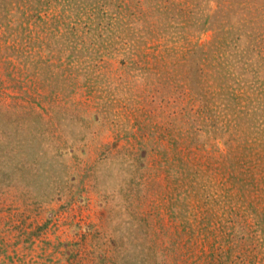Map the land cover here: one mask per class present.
Returning a JSON list of instances; mask_svg holds the SVG:
<instances>
[{"label": "rangeland", "instance_id": "1", "mask_svg": "<svg viewBox=\"0 0 264 264\" xmlns=\"http://www.w3.org/2000/svg\"><path fill=\"white\" fill-rule=\"evenodd\" d=\"M0 106V264H264V0H0Z\"/></svg>", "mask_w": 264, "mask_h": 264}, {"label": "trees", "instance_id": "2", "mask_svg": "<svg viewBox=\"0 0 264 264\" xmlns=\"http://www.w3.org/2000/svg\"><path fill=\"white\" fill-rule=\"evenodd\" d=\"M4 111V106H0V112H2V114H6V112H3ZM239 237V236H238ZM239 239V238H238Z\"/></svg>", "mask_w": 264, "mask_h": 264}]
</instances>
